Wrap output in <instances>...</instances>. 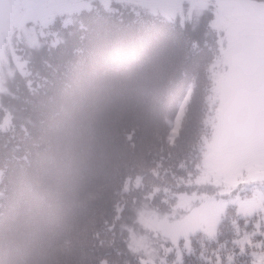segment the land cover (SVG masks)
I'll use <instances>...</instances> for the list:
<instances>
[{"label": "trees", "instance_id": "16d2710c", "mask_svg": "<svg viewBox=\"0 0 264 264\" xmlns=\"http://www.w3.org/2000/svg\"><path fill=\"white\" fill-rule=\"evenodd\" d=\"M151 13L145 0H89L45 27L25 21L21 38L7 22L0 264H264V204L241 206L253 187L202 165L219 105L213 17L194 49ZM191 193L225 201L213 230L172 238L142 220L179 217Z\"/></svg>", "mask_w": 264, "mask_h": 264}, {"label": "snow or ice", "instance_id": "6c2138e0", "mask_svg": "<svg viewBox=\"0 0 264 264\" xmlns=\"http://www.w3.org/2000/svg\"><path fill=\"white\" fill-rule=\"evenodd\" d=\"M51 0H0V39L4 22L48 23ZM152 15L179 24L178 43L208 47L201 34L203 18L211 14L212 43L224 73L223 130L232 137L225 182L264 190V0H145ZM215 71V68H213Z\"/></svg>", "mask_w": 264, "mask_h": 264}, {"label": "rangeland", "instance_id": "374dc122", "mask_svg": "<svg viewBox=\"0 0 264 264\" xmlns=\"http://www.w3.org/2000/svg\"><path fill=\"white\" fill-rule=\"evenodd\" d=\"M64 0H51L49 7V16L48 21H50L56 14L55 12H59L69 7H78L81 5L88 4L89 0H71L67 6L62 4ZM39 22V21H36ZM25 23V22H24ZM20 23H17V26ZM7 21L4 22V30L3 37L9 36L7 34ZM23 28V31H20ZM31 31L33 28L30 29ZM16 37L21 38L23 34H29L27 26L23 27V23L20 24L19 30L15 31ZM32 33H30L31 35ZM3 39V38H2ZM0 39V73L3 69V72L10 70L9 65L6 64L4 60V56L6 54L4 41ZM13 55L19 58V54L16 52V48L14 47ZM222 60V55L220 59L213 64L212 67L215 68L214 78V99L217 100L219 105L217 107V111L212 113L209 117V121L214 126V132L209 144L208 150L204 153V157L202 160V165L204 168V174H213L218 180L222 181L225 185V173L228 169L231 160V151L230 146L232 143V137L225 133L223 130V121L221 119L223 112V103L222 97L218 92L219 81L222 78V74L224 73V66L220 61ZM17 64L21 65V62L16 61ZM2 75L0 76V89L2 88ZM253 197L254 199H250L248 197H244L242 200H239V204L243 206L244 204H250L251 209H255L260 204H264V190L254 191ZM261 199H263L261 201ZM192 200H196L197 203L195 205H191L185 212L176 218H169L164 216H159L157 213L147 212L141 218L149 227L153 229H158L162 231L165 235L170 236L172 238L190 231L196 228H204L206 230H213L218 218L221 215V212L225 206V201L221 199H217L215 197H209L205 193H191L182 196V202H190ZM35 230H41V226L38 223H35ZM40 236V234L38 235Z\"/></svg>", "mask_w": 264, "mask_h": 264}]
</instances>
